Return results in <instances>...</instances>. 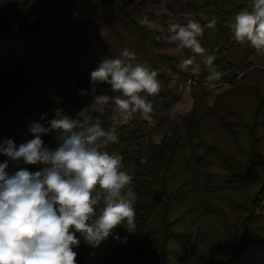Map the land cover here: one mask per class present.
I'll return each mask as SVG.
<instances>
[{
	"label": "trees",
	"instance_id": "obj_1",
	"mask_svg": "<svg viewBox=\"0 0 264 264\" xmlns=\"http://www.w3.org/2000/svg\"><path fill=\"white\" fill-rule=\"evenodd\" d=\"M145 1L35 0V11L18 10L14 15L0 3V89L6 87L0 91V143L17 129L28 131L38 108L80 119L78 113L93 99L90 72L101 59L119 57L123 49L136 53L135 62L157 71L160 92L148 97L153 109L155 99L176 101L178 96L168 88L167 69L193 77L191 66L182 70L179 63L194 54L190 49L177 51L174 43L156 37L160 31L139 24ZM180 1H189L192 11L203 16L198 22L204 33L198 40L215 57L216 70L224 74L234 69L236 74L233 85L217 93L210 107L205 98L209 72L200 68L191 90L193 104L185 115V141L174 133L164 136L157 152L148 156L141 144L149 132L148 121L139 113L121 125L111 109L103 115L86 112L89 124L97 117L106 131L114 124L119 143L110 144L108 150L124 157L123 170L132 175L131 187L143 200L139 213L154 226L128 239L117 264L163 261L174 236V221L192 208L199 216L208 214L209 228L218 240L223 236L227 241L214 246L217 259L209 264H264V70L251 67L247 59L257 50L247 42L237 43L231 31L236 14L250 10L252 0ZM213 19L216 26L210 29L207 24ZM153 20L164 30L172 23H188L165 14ZM11 21L15 28L7 30ZM80 90L89 94L81 96ZM96 94L119 95L106 84L98 85ZM45 136V145L56 147ZM188 151L197 161L194 168ZM6 159L0 155V162ZM26 167L35 173L47 165ZM201 207L205 208L200 211ZM219 226L226 236L217 231ZM124 230L116 228L96 248L82 243L76 249L78 264H110L109 242H118L116 236L123 239ZM257 248L262 250L259 256Z\"/></svg>",
	"mask_w": 264,
	"mask_h": 264
},
{
	"label": "clouds",
	"instance_id": "obj_2",
	"mask_svg": "<svg viewBox=\"0 0 264 264\" xmlns=\"http://www.w3.org/2000/svg\"><path fill=\"white\" fill-rule=\"evenodd\" d=\"M139 24L163 32L161 25L145 15ZM216 26L210 20L207 27ZM168 43L177 51L190 49L204 56L209 81L219 80L212 55H205L198 37L204 29L196 20L186 25L169 24ZM232 32L237 43H249L264 52V0H252L250 10L236 14ZM136 53L123 49L119 57L101 59L90 72L92 103L78 113L80 119L58 114L56 118L32 122L31 139L17 145L12 139L0 143V264H78L81 244L98 247L113 231L124 226L134 233L136 210L132 175L124 171V157L109 151L119 143L115 130L106 131L97 117L89 124L86 112L103 115L111 109L114 119L127 125L135 114L144 119L152 112L150 96L160 92L158 73L146 64L135 62ZM194 75L200 65L194 56L184 58L179 67ZM108 85L119 95H97L98 85ZM81 96L88 90H80ZM55 133L57 145H45L43 135ZM47 165L43 171L30 172L27 165ZM127 243V237H114Z\"/></svg>",
	"mask_w": 264,
	"mask_h": 264
},
{
	"label": "rangeland",
	"instance_id": "obj_3",
	"mask_svg": "<svg viewBox=\"0 0 264 264\" xmlns=\"http://www.w3.org/2000/svg\"><path fill=\"white\" fill-rule=\"evenodd\" d=\"M0 3L2 5L4 4V7L6 6L9 9L8 11L10 15H14L18 10L35 11L37 8L35 0H0ZM140 10L143 14V17L147 15L151 20H153L154 16L158 14H165V16L177 20V22H188L190 20H196L198 22L201 18H203V16H197L192 11L189 1L181 2L180 0H146L140 6ZM207 14L212 15V9H208ZM5 28L7 30L15 28V24L13 23V21H11ZM167 35V30L156 33V37H162L164 39ZM205 55H208V51H205ZM193 56L197 64L200 65V68L207 69L204 63V56ZM247 62L251 64V67L256 66L264 70V52H254L253 54H251V56L248 57ZM170 72L171 71L167 69V73L169 76L168 88L178 97H180L181 94L176 90L177 83L169 87V84L171 83L170 80L172 79L170 77ZM235 74L236 71L234 69H230L227 70L224 74L221 73V78L219 80H213L214 85L206 89L205 98L208 106H213L211 105L212 103H214L213 97L216 96L217 93L233 85L231 84V80ZM5 89L6 87L0 89V91L4 93ZM172 103L173 102L170 101L167 102L161 101L160 99H155L154 109L149 114V118L147 119L149 132L147 136L144 137V139H141V144L144 149V156L156 153L158 150V145L160 144L164 136H172L176 134L183 140L185 139V115L189 113L188 109L185 107V109L180 112L177 111L175 113H170L171 107L173 105ZM58 114H60L58 111H47L45 108H38L35 117L33 119H30L29 124H31L32 122H42V116H44L46 120H51L53 118H56ZM111 130H114V124L110 126V131ZM55 135H46L45 139L50 144L57 145ZM31 138L33 137L29 131H22L18 129L11 137H9V139H12L17 145L24 143ZM242 139L244 143L247 142L246 135H243ZM131 148H134V146L132 145ZM187 155L191 164V168H194L197 164L195 157L190 151H188ZM141 160L143 161L144 157ZM233 188L232 189L235 192L242 191V188ZM133 203L136 210L137 227L134 233H129L123 226L125 228L124 237H127V241L129 238L138 234L139 232H148L154 227L147 225L143 219V216L139 213V206L142 205L143 200L135 195ZM203 208L205 207H201L199 208V210L201 211ZM197 212L198 210L196 208H192L189 211H185L182 217L174 221V236L172 237L170 241L171 243L168 246L166 252L167 255L163 259V261H160L157 264H209L210 261L217 259L216 251L213 249L214 246H217L219 242L226 243L227 241L223 236H219L220 238L218 240L215 231L209 228L208 221L210 217L207 216L208 214L203 213L199 216ZM233 216L234 215H232V218H235ZM217 231L220 234H225L221 226L218 227ZM109 243L110 251L108 254V262L110 264H117V259L122 256L123 248L127 246V243H121L120 240L118 242L110 241ZM261 251L262 250H259V248L255 249V252L258 254V256L259 252Z\"/></svg>",
	"mask_w": 264,
	"mask_h": 264
},
{
	"label": "crops",
	"instance_id": "obj_4",
	"mask_svg": "<svg viewBox=\"0 0 264 264\" xmlns=\"http://www.w3.org/2000/svg\"><path fill=\"white\" fill-rule=\"evenodd\" d=\"M169 71H171V70H169ZM170 73H171V76L170 77L172 79L170 80L171 83L169 84V87H171L175 83L181 82V80L183 78L182 76L178 75L177 73H173L172 71ZM208 75L209 74H207V76ZM207 76L205 77V79L209 82V86L207 88H210L214 84H213V81H209L207 79ZM191 90H192V88H191ZM180 94H181L180 97H178V99L172 103L173 105L171 107V112L170 113H175L177 111L180 112V111L184 110L185 107L188 109V111L191 109L192 104H193V99H194L191 96V91H190V94L189 93L188 94H186V93H180ZM214 97H213V100H214ZM211 105H213V103Z\"/></svg>",
	"mask_w": 264,
	"mask_h": 264
},
{
	"label": "built area",
	"instance_id": "obj_5",
	"mask_svg": "<svg viewBox=\"0 0 264 264\" xmlns=\"http://www.w3.org/2000/svg\"><path fill=\"white\" fill-rule=\"evenodd\" d=\"M196 81V76L193 77H183L181 82L177 83L176 90L179 93L190 94L191 88L194 86Z\"/></svg>",
	"mask_w": 264,
	"mask_h": 264
}]
</instances>
